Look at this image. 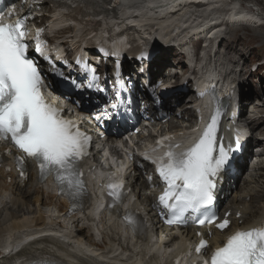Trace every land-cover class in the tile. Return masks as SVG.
<instances>
[{
  "label": "bare ground",
  "instance_id": "6f19581e",
  "mask_svg": "<svg viewBox=\"0 0 264 264\" xmlns=\"http://www.w3.org/2000/svg\"><path fill=\"white\" fill-rule=\"evenodd\" d=\"M101 4L98 6H92L90 8L82 9L85 14L80 18L77 23L81 28H89V22L93 25H100V17L106 18L108 24L112 22L121 23L122 29L126 26V21H131L138 28L128 29L132 35L140 36L143 38L153 39L154 49L157 51L159 48L157 39L161 37L170 39L172 33L179 32L184 34L190 31L191 37L198 35L199 32L205 34V36H212L218 38L222 34L223 28H234L240 25L242 22H248L249 24H241L242 27H262L263 19L262 14L258 13L256 16L248 17L240 11L238 3H230L228 0H100ZM193 1H200L202 4H195ZM240 2V1H238ZM259 4V3H258ZM222 5V6H220ZM260 5H263L260 3ZM64 11L57 10V18L54 22L64 23L65 18ZM56 12V11H55ZM62 17V18H61ZM61 18V19H59ZM228 18L230 22L235 24L231 26L229 24H218L214 27L202 28L204 23L210 25L213 21L222 20ZM181 19V21H180ZM200 20V21H199ZM259 21V23L257 22ZM173 22L178 24L168 26ZM76 26L78 27V25ZM189 25V28L184 26ZM239 26V27H241ZM69 29H64L59 32L60 35L66 34ZM159 31H162L161 34ZM196 34H194V32ZM232 31V30H231ZM230 31V32H231ZM158 33V34H157ZM229 34V33H228ZM227 33L224 35L225 39ZM200 37V35H199ZM75 41L74 37H70ZM183 40V38H181ZM62 46L68 42H61ZM211 44L209 48H211ZM168 49L170 47H167ZM226 51L232 54L234 52L232 46H227ZM169 50L164 54H161L157 61L163 63L166 58H169ZM214 61L219 62L221 65H225L223 59H227L226 54H220L217 50L214 53ZM212 59V58H211ZM156 61V63H157ZM234 61H231L233 63ZM236 64V63H235ZM215 65V66H221ZM180 68V67H179ZM170 69L169 73H177L178 71ZM252 72V69L251 71ZM154 75V74H153ZM152 75V76H153ZM210 78L219 77L218 73L210 72L208 75ZM182 85H178L176 88L184 87L186 80H183ZM179 94V97L174 99L177 102H181L183 93L181 91H175ZM246 101V97L242 96ZM248 105V104H243ZM166 106L170 107L169 102H166ZM245 110V107L243 108ZM252 112L255 117L249 119V128L254 133L264 134V117H259L262 114V110L255 108ZM192 111H185L182 115L184 120L190 115ZM192 117V115H190ZM175 122L172 120L170 125ZM177 129V127H173ZM258 149V148H257ZM13 184H7V178L4 173L0 171V197H4L1 200L2 204L5 203L4 209L0 210V247L6 241H10L15 237L14 243H20L23 238H29L49 233V224L52 220V216H56L55 211L61 214H65L69 210L67 203L59 201L54 194H47L48 185L40 184L37 182V177L31 174V178L28 183H23L18 180L15 175L11 176ZM141 187L147 190L151 185L145 180L143 173L139 180ZM231 181V180H230ZM238 185V183H236ZM229 182V186H224L223 193H228L233 187ZM240 192L239 189L232 197H230L224 204L226 209H238L243 217V226H251L264 220V166L260 169L253 171L249 178L240 179ZM228 188V189H227ZM10 202H7L8 200ZM144 208L147 210L149 218L154 223L150 233L147 236H143L138 239L136 243L126 242L123 245L120 243V234H127L128 231L119 226L118 221H105L101 228L104 237V245H99L93 238L91 230L85 227L84 222L79 219L78 216L66 219L60 222H53L55 226L61 228L60 234L63 236L46 235L41 239L32 243H28L16 252L17 247H14L13 254L2 255L0 252V264H114L111 255L117 249L132 255L133 252L140 254L143 253L142 264H145L149 253H157L162 247L159 244L164 240L163 234H166L167 238H171L170 230L164 229L158 224L156 220L155 211L152 208L154 199L151 196H145L142 198ZM12 206V207H10ZM34 207V208H33ZM11 215L8 216V213ZM93 213V211L91 212ZM22 214V215H21ZM59 220V218H55ZM192 236H188L191 240ZM64 239V240H62ZM222 239V234H217L214 238V242L217 244ZM134 244V245H133ZM131 247L133 251H129ZM162 252V251H161ZM170 252L168 251L167 255ZM20 256L19 259L25 260V262L19 263L15 256ZM147 256V257H146ZM141 263V262H139ZM158 264L157 261H155ZM152 264V263H149ZM163 264V262H160Z\"/></svg>",
  "mask_w": 264,
  "mask_h": 264
},
{
  "label": "snow or ice",
  "instance_id": "6c2138e0",
  "mask_svg": "<svg viewBox=\"0 0 264 264\" xmlns=\"http://www.w3.org/2000/svg\"><path fill=\"white\" fill-rule=\"evenodd\" d=\"M3 4L4 0H0V6ZM3 20L4 13L0 11V137H10L23 153L38 162L42 175L55 174L62 189L66 185L69 195L75 198L85 191L79 162L88 154L91 138L64 119L61 110L43 95V76L36 62L26 54L28 17L10 24ZM41 32L42 29L37 30V37ZM36 50L40 51L39 43ZM138 58L150 59V53L145 49ZM57 75L70 79L62 72ZM121 107L112 106L117 116L121 115ZM216 124L213 117L201 138L186 151L170 150L165 157L151 158L168 186L159 201L165 208L173 210L175 218L169 219V223H184L183 215L188 210L211 211L215 178L229 169L231 154L240 150L239 138L235 148L217 144ZM163 143L158 142L157 147ZM145 159L150 157L145 154ZM17 160L22 164L23 157H17ZM116 180L117 183L109 185V196L114 201H122L123 181L120 177ZM170 200L174 203H169ZM126 219L135 227L130 217ZM215 219L214 214L205 215L197 223L202 225ZM228 224L229 221L224 219L218 227L223 229ZM206 246L207 241L202 240L196 252L200 253ZM202 264H264V229L238 230L227 238L223 247L215 249L210 262L204 260Z\"/></svg>",
  "mask_w": 264,
  "mask_h": 264
},
{
  "label": "rangeland",
  "instance_id": "374dc122",
  "mask_svg": "<svg viewBox=\"0 0 264 264\" xmlns=\"http://www.w3.org/2000/svg\"><path fill=\"white\" fill-rule=\"evenodd\" d=\"M242 1L247 3L248 7H253L257 3L256 7H259L260 11L264 12V0H242ZM260 3H262L263 5H260ZM51 12L52 9L50 7H47L46 9L47 15H50ZM262 17H263L262 20H264V16ZM62 25L65 24L60 22L59 26ZM231 30L229 28H223V31H225L227 35L224 40L220 41V43L219 42L216 43L214 53L218 47L217 50L221 55L226 54V56L228 57L227 59H223L225 65H221V69L227 67L232 73L231 74L232 77L241 79L244 82L242 86L243 87L242 93L246 97L245 103L248 104L245 106L247 107L246 108L247 119H250L252 111H254L255 108L261 109L262 114L259 117L261 116L264 117V67L261 68L256 73L250 72L254 65L264 63V28L262 27L248 28L241 26L239 28H231ZM72 35L73 32L67 33L60 37L61 42H68L67 44L66 43L64 44V49H63V51L66 54L70 52L71 47L73 45V40L70 38ZM227 46L233 47L234 52L232 54H229L230 52L226 51ZM191 48L192 47L189 46V49ZM169 51H171V55H169V58L166 61H164L163 66L160 65L163 68H165V73L168 74L170 68L176 69L179 68L180 65H182L181 69L183 71H186L187 66L181 62L182 56L181 59L179 60L178 57L179 54L177 53L176 50L171 48ZM214 53H212L211 55L213 56ZM207 55L210 56V53H207ZM231 61L234 62L231 63ZM173 62L175 64L176 62H178V65L173 64ZM175 77H177V79L175 78V80H178V76ZM186 93L187 95L184 100H181V102L179 103H177V101H174V103L170 105V107L174 108L175 110L173 113V117H175V113L180 110L178 108H181L182 111L183 110L187 111V109L189 108L187 105L189 104L188 101L191 100L190 94L192 93L190 87L188 88ZM190 115H192V113H190ZM190 115L185 120L184 119L181 120L180 118L175 119V123L169 126L185 127L187 124H190L193 120V118H191ZM177 116H179V114H177ZM254 148L255 147H252V150ZM10 215L11 212L8 213V216ZM0 221H2V219H0Z\"/></svg>",
  "mask_w": 264,
  "mask_h": 264
}]
</instances>
